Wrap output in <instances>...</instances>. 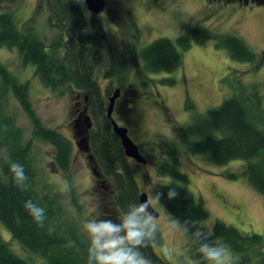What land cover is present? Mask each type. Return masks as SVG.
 <instances>
[{
	"label": "rangeland",
	"instance_id": "374dc122",
	"mask_svg": "<svg viewBox=\"0 0 264 264\" xmlns=\"http://www.w3.org/2000/svg\"><path fill=\"white\" fill-rule=\"evenodd\" d=\"M5 12L13 16L19 29L29 25L47 44L59 35L50 26L47 0H16L13 4L0 0V14ZM83 13L86 32L100 28L105 39L98 72L102 94L105 96L110 86L111 91L117 88L119 79L124 80L122 88L129 86L135 91L134 100L138 107L134 118L138 130L131 134V138L139 145L147 163L137 165L131 159L128 162L140 192L150 198L152 187L162 183L155 176L154 169L162 158V148L165 149L168 143L175 144L179 150V170L187 176L194 200L200 202L208 213V217L201 222L212 221L214 225L220 221L240 232L264 236V198L249 186L242 175L247 162L234 160L225 165L213 164L202 155L188 152L176 136V128L191 127L194 119L204 116L209 109L231 97L236 79L244 86L258 88L264 109V5H253L248 10L225 0H106L104 10L98 15L92 17L85 5ZM135 30L137 38H129L130 32L135 34ZM201 31L239 37L257 55L256 63L232 60L226 50L216 47L214 39L199 43L191 38L195 33L199 36ZM180 36L189 37L188 49L178 47ZM159 38H167L176 46L180 64L172 73L140 76L142 51ZM53 55L59 58L57 54ZM0 62L19 82L28 83L30 101L43 124L56 129L72 142L71 180L68 181L54 164L53 148L44 142L33 141L40 192L48 194L50 191V194L61 196L59 203L64 217L80 231L85 219L118 216L119 212L109 201L113 191L108 181L96 182L92 163L89 166L87 155L73 144L70 110L74 96L80 93L71 89L62 97L56 96L34 76L33 66L22 65L14 49L0 48ZM109 70L113 71V76L104 79L103 73ZM169 79L174 83L163 82ZM187 104L192 106L190 110L186 109ZM6 112L21 130L23 142L29 140L32 137L31 122L11 96ZM112 118L121 126L123 120L119 116L115 114ZM195 140L196 136L189 137V142ZM167 181L168 178H165L164 182ZM153 208L158 212L156 221L162 236L161 245L155 246L154 251L168 264L188 262L190 257L185 236L170 227L171 217L158 204H154ZM0 237L13 253L28 264H45L41 257L31 255L13 240L1 223ZM234 254L239 258L238 264H257L255 258L244 261L242 255Z\"/></svg>",
	"mask_w": 264,
	"mask_h": 264
},
{
	"label": "trees",
	"instance_id": "16d2710c",
	"mask_svg": "<svg viewBox=\"0 0 264 264\" xmlns=\"http://www.w3.org/2000/svg\"><path fill=\"white\" fill-rule=\"evenodd\" d=\"M13 4L16 0H1ZM50 26L59 33L51 44L40 39L33 28L25 25L18 28L13 16L0 14V48L14 49L23 66L34 67V76L41 85L58 97L75 89L81 94L93 127L89 131V154L93 158L100 181H108L113 194L110 202L119 212L130 202H138L140 188L134 171L125 157L117 136L106 117L108 105L98 83V72L102 64V48L105 39L100 28L86 32L83 0H47ZM129 38H135L130 32ZM201 43L214 39L216 47L226 50L232 60L254 64L257 55L237 36L217 35L201 31L192 35ZM190 39L180 36L177 45L181 50L190 47ZM57 54L59 58H55ZM143 67L140 75L172 73L180 64L176 46L167 38H159L142 51ZM104 79H110L113 71H105ZM226 79V78H225ZM224 81V79H223ZM167 84L173 80H164ZM145 85V82H142ZM123 79L118 86L122 87ZM148 84V80H147ZM29 85L19 82L0 62V223L10 232L13 240L31 255L42 258L45 264H86L88 242L81 231L64 217L60 206L61 196L40 192L37 187L39 169L33 154V141L50 145L54 150V164L68 181L72 161V142L56 129L46 127L36 116L29 98ZM233 95L211 108L204 116L194 119V124L186 129L176 128V136L186 146L188 152L202 155L209 162L225 165L230 161L247 162L242 175L259 195L264 198V109L258 88L244 86L236 79ZM13 97L32 125V137L23 142L22 132L14 125L13 117L6 112L9 98ZM187 104L186 109L190 110ZM218 134V135H216ZM197 140L189 142L190 136ZM162 158L154 169V174L162 180L152 187V192H167L163 185H174L179 193L175 199L162 198L158 205L172 218L181 221H203L208 217L200 202H196L189 190L187 176L179 170V150L168 143L162 148ZM24 166L28 177V188L17 187L3 157ZM236 178L235 175L231 176ZM168 178L167 182L164 179ZM26 200H32L45 209L44 227H39L24 209ZM75 203V202H74ZM78 207V206H77ZM66 223H70L66 225ZM187 241L190 260L207 264L196 252L190 236L182 233ZM212 241L227 243L233 253L242 255L244 261L257 260L264 264V236L248 234L220 221L214 223ZM162 236L142 249L152 260V264H168L155 251L160 246ZM0 264H28L11 251L0 237Z\"/></svg>",
	"mask_w": 264,
	"mask_h": 264
},
{
	"label": "clouds",
	"instance_id": "9594fccd",
	"mask_svg": "<svg viewBox=\"0 0 264 264\" xmlns=\"http://www.w3.org/2000/svg\"><path fill=\"white\" fill-rule=\"evenodd\" d=\"M17 187L28 188V177L24 166L3 157ZM167 192H152L150 198L128 203L115 218L110 216L85 219L81 225L82 235L88 242L86 264H152V260L142 249L154 243L158 235V223L152 211L153 205L163 197L175 199L178 196L174 185H163ZM67 191V185H65ZM27 213L39 227H44L45 209L26 200L23 205ZM170 227L190 236L196 252L208 264H238V257L231 247L222 241H212V221H181L172 218ZM192 264H200L194 260Z\"/></svg>",
	"mask_w": 264,
	"mask_h": 264
},
{
	"label": "water",
	"instance_id": "95a60500",
	"mask_svg": "<svg viewBox=\"0 0 264 264\" xmlns=\"http://www.w3.org/2000/svg\"><path fill=\"white\" fill-rule=\"evenodd\" d=\"M86 9L92 14L97 15L102 12L106 6V0H83ZM264 5V4H263ZM120 95V89L116 88L111 96L107 98V108H106V117L109 120L113 133L117 136L120 145L123 149L124 155L126 158L132 159L137 165H144L146 163V159L142 156L139 151V147L134 141L129 137L127 133V129L119 126L115 120L112 118V112L114 108V104L116 99ZM83 116H79L77 119L73 120L72 129L74 133V137H78L79 141L77 142V147L83 153L89 152L88 145V135L89 131L93 127V123L89 115L84 110ZM148 198L146 193L139 194V201H143ZM152 211L155 215V218L158 217V212L152 208Z\"/></svg>",
	"mask_w": 264,
	"mask_h": 264
},
{
	"label": "flooded vegetation",
	"instance_id": "af4514ba",
	"mask_svg": "<svg viewBox=\"0 0 264 264\" xmlns=\"http://www.w3.org/2000/svg\"><path fill=\"white\" fill-rule=\"evenodd\" d=\"M225 1L233 2L236 5H241V7H243L244 9L247 8L248 10H251L253 5H256L257 7H262L264 4V0H225ZM94 16H96V15H92V17H94ZM123 21H125L124 18H123ZM131 30H133V29L131 28ZM136 32L137 31L135 30V34L133 33L135 39L137 38ZM139 82H141V80ZM110 87H112V86H110ZM110 87H109V90H106L104 93L106 99L109 96H111L112 92L116 89L115 88L114 90L111 91ZM117 88L120 89V95L115 101L112 115L116 114L117 116H119L124 121V122L122 121L121 126L127 129V133L129 135V137L131 138V134H133L134 132H136L138 130V123H137L136 119L134 118V113L137 111V107H138L137 106L138 104L134 100L135 91H133V89H131L129 86L127 88H122V87L117 86ZM79 98H80V100H79ZM85 101H86V97L84 98V101H83L81 94H79V96H74V102L72 103L71 110H70L71 116H72L71 122L73 120L77 119L79 116H83V114L85 112L84 110H86L87 114L89 113L87 107L85 106V103H84ZM70 125L72 128V124H70ZM86 135H89V134H86ZM72 136L74 138L73 144H75L77 147V142L79 141V138L74 137L75 135L73 133V129H72ZM132 140L134 141V139H132ZM134 143H136V142L134 141ZM138 147H139V145H138ZM139 151L141 153L140 147H139ZM84 155L85 156L87 155L86 158L89 161V166H91L90 162L92 163V166L94 167V171H93L94 177L97 180L96 182L100 183L101 182L99 179L100 175L98 174V172L95 169L93 158L91 157L89 152L84 153ZM146 163L144 165H146Z\"/></svg>",
	"mask_w": 264,
	"mask_h": 264
}]
</instances>
